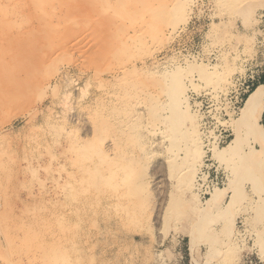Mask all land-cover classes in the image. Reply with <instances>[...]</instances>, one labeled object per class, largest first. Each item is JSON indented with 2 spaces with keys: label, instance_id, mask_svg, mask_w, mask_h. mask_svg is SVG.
<instances>
[{
  "label": "rangeland",
  "instance_id": "1",
  "mask_svg": "<svg viewBox=\"0 0 264 264\" xmlns=\"http://www.w3.org/2000/svg\"><path fill=\"white\" fill-rule=\"evenodd\" d=\"M263 82L264 0H0V264H264Z\"/></svg>",
  "mask_w": 264,
  "mask_h": 264
},
{
  "label": "bare ground",
  "instance_id": "2",
  "mask_svg": "<svg viewBox=\"0 0 264 264\" xmlns=\"http://www.w3.org/2000/svg\"><path fill=\"white\" fill-rule=\"evenodd\" d=\"M49 44H50V40H49V37H48V39H45L43 41V46L46 47V46H49ZM189 82L191 83V81H189ZM177 86H178V91L176 90L177 91L176 92V96H172V95L169 96V103H168V106H167L169 109H167V110H168V113H170V114H171V112H174L175 110H177L178 112H180L182 114V115H180L177 118L178 120L174 121V125L176 127H178L179 130H182L181 132H183V131L185 132V131H187V127L188 126L185 127V125H183L182 123L184 122V117H186L185 113H186V109L188 108V101H187L185 96H180V94L182 93V90H183V85L182 84H180V85L177 84ZM177 86L175 85V87H177ZM263 109H264V87H260V88H256L247 97V99L245 100L243 109L240 110V116L242 117V120L245 122V130L249 133V135H251V137L253 139L252 142L257 144L261 150H264V135H263L258 123H257V120H258V117H259V115H260V113L262 112ZM186 119H187V117H186ZM165 120H167L170 123V125L173 124L172 117L170 115L166 116ZM179 124H181V125H179ZM232 132H233L232 134L234 136V140L232 142L237 141L240 138V132L236 128H235V130H232ZM229 147H231V144H230ZM247 152H248L247 153L248 155H250L252 153L251 147L247 148ZM142 153H143V151H142ZM181 155H182V157H181L182 160H186V158H188L189 155H188V151H187V147L186 146H185V150L184 149L181 150ZM183 162L185 163L186 161H183ZM219 164H221V163H219ZM224 164H225V169L224 170H226V172L228 174V187H229V190H231V187H232L231 184L232 183L230 184V181H231V177H232V170L236 167V162L231 163L229 161H224ZM209 222H211V221H209ZM205 224L206 223L203 222V217H201L199 222L196 224V226L194 228L193 241H195L199 237H201L200 235L204 231Z\"/></svg>",
  "mask_w": 264,
  "mask_h": 264
},
{
  "label": "crops",
  "instance_id": "3",
  "mask_svg": "<svg viewBox=\"0 0 264 264\" xmlns=\"http://www.w3.org/2000/svg\"><path fill=\"white\" fill-rule=\"evenodd\" d=\"M262 84H264V82H263ZM263 129H264V128H263Z\"/></svg>",
  "mask_w": 264,
  "mask_h": 264
},
{
  "label": "trees",
  "instance_id": "4",
  "mask_svg": "<svg viewBox=\"0 0 264 264\" xmlns=\"http://www.w3.org/2000/svg\"><path fill=\"white\" fill-rule=\"evenodd\" d=\"M254 90V89H253Z\"/></svg>",
  "mask_w": 264,
  "mask_h": 264
}]
</instances>
